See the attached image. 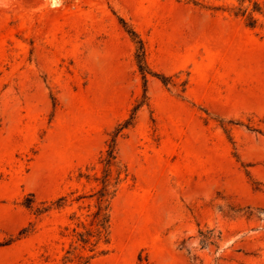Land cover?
Listing matches in <instances>:
<instances>
[{
    "label": "rangeland",
    "instance_id": "374dc122",
    "mask_svg": "<svg viewBox=\"0 0 264 264\" xmlns=\"http://www.w3.org/2000/svg\"><path fill=\"white\" fill-rule=\"evenodd\" d=\"M198 1L0 0V264H79L102 158L145 99L119 16L169 81L148 74L117 137L89 264H264V0Z\"/></svg>",
    "mask_w": 264,
    "mask_h": 264
},
{
    "label": "trees",
    "instance_id": "16d2710c",
    "mask_svg": "<svg viewBox=\"0 0 264 264\" xmlns=\"http://www.w3.org/2000/svg\"><path fill=\"white\" fill-rule=\"evenodd\" d=\"M195 4H198V0H188ZM255 3L258 4V1L255 0ZM258 10V9H255ZM234 13L238 16H244L246 17L247 25L250 27H255L257 24V19L254 18V15L252 12L248 11L247 8H239L238 10H233ZM262 12V11H260ZM120 21L124 25V27L127 29V31L131 34L134 41L137 43V52H136V59L139 64L140 71L143 75V79L145 81V99L138 102L133 110L131 117L126 119L123 123H120V125L116 128L112 139L110 140L108 144V148L106 150V155L104 158H102V161H104L105 169H104V175L101 179V187L96 191V193H91L90 196H93L97 194V209L89 213V216H92V219L90 220L89 224L85 223L84 221L81 222L82 229L75 230L76 239L72 242L71 247L67 250V253L70 255H74V257L77 258L79 264H89L92 259L95 257L105 254L108 252V248L99 249L100 244H109L111 240V217H110V203L109 200L115 195V192L117 188L111 190V167L116 162L117 159V137L120 134V132L128 127L129 125H132L136 119L137 111L140 108L141 105L145 102V100L148 99L147 96V82H148V74L157 75L162 79L164 83H167L169 81V76L164 73H157L152 70V68L149 66L146 60V49L145 44L138 33V31L132 27L128 21L123 16H119ZM126 168L119 169L118 172V180L119 183L121 181V174L123 172H126ZM127 174V173H126ZM67 195L60 196L55 203L57 206H62L64 204V200H66ZM81 198V197H80ZM30 197H27V201H25V204L29 207H32L33 200L28 201ZM107 203L105 204L104 202ZM48 206L40 207L39 210L41 212H44L48 210ZM200 234L202 236V242L204 244L206 243H215V234L214 229H208L204 231L203 229L200 230ZM79 250V251H78ZM83 250H87V252H83ZM68 258L69 255H67Z\"/></svg>",
    "mask_w": 264,
    "mask_h": 264
},
{
    "label": "bare ground",
    "instance_id": "6f19581e",
    "mask_svg": "<svg viewBox=\"0 0 264 264\" xmlns=\"http://www.w3.org/2000/svg\"><path fill=\"white\" fill-rule=\"evenodd\" d=\"M54 4H57V3H56V0H55Z\"/></svg>",
    "mask_w": 264,
    "mask_h": 264
}]
</instances>
